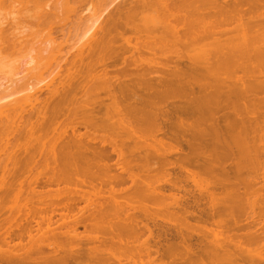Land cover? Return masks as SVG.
<instances>
[{"label": "bare ground", "instance_id": "1", "mask_svg": "<svg viewBox=\"0 0 264 264\" xmlns=\"http://www.w3.org/2000/svg\"><path fill=\"white\" fill-rule=\"evenodd\" d=\"M9 1L4 58L41 46L0 82V261L264 264V0Z\"/></svg>", "mask_w": 264, "mask_h": 264}, {"label": "rangeland", "instance_id": "2", "mask_svg": "<svg viewBox=\"0 0 264 264\" xmlns=\"http://www.w3.org/2000/svg\"><path fill=\"white\" fill-rule=\"evenodd\" d=\"M19 1L21 2V1H23V0H19ZM22 3H23V5L26 4V3L24 4V2H22ZM29 5H31V4H29ZM48 5H50V3H48ZM28 7L30 8L31 6H28ZM32 7H33V6H32ZM19 8L22 9L21 3H18V2H16V1H9V0H6V4L4 5V9L0 11V25H1V23H3V24L7 27V26L10 25L11 21H14V18H19L20 20L24 19V18H25V15H24V14H18V15H14V14H13V12L16 11V10H18ZM136 21H137V20H136ZM69 23H70V22H69ZM136 23H137V22H136ZM5 26H4V27H5ZM25 26H26V27H25ZM19 28H20V29H21V28H24V30H31V33H33V35H35V34L38 33V31L35 29V27H33L31 24H30L29 26H27L26 24H25V25L20 24V27H19ZM56 28H57V27H56ZM56 28H55V30H56ZM65 28H66V27H65ZM65 28H64V29H65ZM66 29H67V28H66ZM55 30H54V31H55ZM54 31H53V32H54ZM56 31H57V30H56ZM56 31L54 32L56 35H55V36L53 35L54 38H55L56 40H57V39H61V38H62V35H61L62 33L60 32V29H59V31H58V34H59V35L56 33ZM64 31H66V30H64ZM28 32H29V31H27V34H28ZM59 32H60V33H59ZM33 35H30V36L27 38V39L30 40V42H31V39H32V40L35 39V42L38 41V40H40V39H43L42 36H43L44 34L42 33V34H40L39 36H33ZM58 37H59V38H58ZM57 41H60V40H57ZM133 42H134V41H133ZM40 46H41V45L38 44V43L35 44V45H33V46H30V47L25 51V54H26V55L23 54V55H22L23 57H22V58H19V59H18V57H17V58L15 59L14 62H13L12 60L8 59V58H4V56L2 55L3 52H2V50H0V82L6 83V82H7L6 79H10L11 77L14 76V74L19 73V72L23 71L24 69H27V67H31V65L28 66V65L25 64V63H26L27 61H29V60H26V59H24V58L31 59V58H30L31 55H32L31 57H33V58L37 57V50L32 51V52H31L30 50H31V48H33V47H34V48H37V47L39 48ZM29 52H31V53H29ZM27 53H28V54H27ZM29 54H31V55H29ZM24 55H25V56H24ZM27 55H29V57H28ZM125 55L127 56V53H126ZM129 55H130V54H129ZM71 58H72V57H71ZM71 58H70V60H71ZM14 65H15V66H14ZM28 69H29V68H28ZM44 95H45V97L47 98V95H46V94H42V95H41V98H42L41 100H42V101H44L43 99H45V97H43ZM45 100H46V99H45ZM49 104L52 105L50 101H49ZM50 105H49V108H48L49 110H50ZM27 114H29V113L24 114V118H27V117H28ZM25 115H26V116H25ZM49 115H50V113H49V111H48V113H47V117H49ZM65 118L67 119V117H64V116H63V118L61 117L60 120H59V122H58V124H59L58 127H59L60 130L63 129V127L67 126V123H68V122H70L71 125H72V124L74 125V124L76 123L77 126L81 123L80 121H76V122L74 121V122H71L70 118L72 119V117H69V118H68L69 121L67 122V120H66ZM61 119H62V120H61ZM74 119H76V118H74ZM63 120H66V122L63 121ZM77 122H79V123H77ZM64 124H65V125H64ZM70 124L68 123L69 126H67V127H70ZM76 125H74V126H76ZM78 127H80V126H78ZM60 130H59V131H60ZM70 131H71V130H70ZM70 131H69V134H67L68 136L66 135L68 138L71 137V136H69V135H72V134H71L72 132L70 133ZM50 136H51V135H50ZM64 138L67 139L66 137H63L62 139L65 140ZM67 140H68V139H67ZM67 140H65V141H67ZM142 153H143V152H141V154H142ZM37 156H38V155H37ZM37 156H36V157H37ZM174 156H175V154H174ZM174 156H172V157L170 156V160L175 161L174 159H175L176 156H175V157H174ZM113 157H114V159L117 160V158H115V156H113ZM141 157H142V156H141ZM37 158H39L40 160L42 159V158H40V156H38ZM39 159H38V160L36 159V160H37V162L39 161V162L41 163V161H40ZM114 159H113V160H114ZM114 161H115V160H114ZM114 161H113V162H114ZM39 162H38V163H39ZM111 162H112V160L110 161V163H111ZM38 163H37L36 165L34 164L35 166H37V168H38L39 166L43 165V164H40V163L38 164ZM114 164H115V163H114ZM114 164H113V165H114ZM34 165H33V166H34ZM33 166H32V167H33ZM35 166H34V167H35ZM32 167H31V169H32ZM37 168H33V170H34V169H37ZM40 169H42V168H40ZM33 170L30 171L32 174L36 171V170H34V172H33ZM20 171H21V170H20ZM20 171H17V172H19V173L16 172V173H15V176L18 175V177H19V174H20V177L22 176V179H23V177H24V179H23L22 181H26V183L23 182V184H22L23 187H24V191H23V193L26 191V192L23 194V197H24V198H25V197H28V195H29V196L31 195V194H28V193H31V192H29L30 189L32 190V194H34L33 192H35V193L37 194V192H39V190H41L42 192H48V190H50L51 187H47L48 185H47V186L45 185L47 182H44V181H49V180H50L49 177H46L47 179H45V178H43V176H41V177L43 178V182H42V180H41V181L38 180L41 184L38 183V184L40 185V186H39L40 189H37V187H36V186H37V185H36L37 183L34 184L32 187H31L29 184H27V182H29V181H28L29 178L31 177V176H30L31 173H30V172L28 173V172L26 171V173H28L29 175H28V174L25 175V174H24L25 171L23 170V174L25 175V176H23V175L21 174L22 172H20ZM43 172H44V171H43ZM170 172H171V171H170ZM173 172H174V171H173ZM173 172H171V173H173ZM118 173H119V172H118ZM16 174H17V175H16ZM43 174H44V176H46L47 172H44ZM48 175H49V174H48ZM11 176H12V175H11ZM13 176H14V174H13ZM13 176H12V177H13ZM9 177H10V176H9ZM12 177H11V178H12ZM184 177H185V176H184ZM27 178H28V179H27ZM18 179H19V178H18ZM20 179H21V178H20ZM40 179H41V178H40ZM44 179H45V180H44ZM184 179H185V178H184ZM182 180H183V179H182ZM19 181H20V180H19ZM184 181H185V180H184ZM49 182H50V181H49ZM44 183H45V184H44ZM129 183H130V182H128V184L126 183V184H127L126 186L123 185L122 187H118V189H119V188H120V189L122 188L123 191H124V193L127 192V195H128V194H129L128 192H130V191H129V190H126V192H125V189H124V188H126V187L129 188V185H130ZM191 183H192L191 181H188V182L185 181V182H183V184H182V185H183V188L186 189L187 186H188L187 190H190V189L192 188V191H193V189H194L193 192H195V190H196V192H197L198 189H195V187H194V188L191 187V185L193 186V184H191ZM16 184H17V183H16ZM19 184H21V183L19 182ZM19 184H18V185H19ZM24 184H27L28 186H27V185H24ZM31 185H32V184H31ZM35 185H36V186H35ZM44 185H45L46 187H45ZM26 186H27L29 189H28ZM29 186H30L31 188H30ZM63 186H64V185H62L61 187H63ZM65 186H66V185H65ZM65 186H64V187H65ZM184 186H185V187H184ZM42 187H43V188H42ZM44 187H45V188H44ZM64 187H63V188H64ZM41 188H42V189H41ZM48 188H49V189H48ZM53 188H54V187H52L51 190H53ZM59 188H60V187H59ZM47 189H48V190H47ZM54 189H55V188H54ZM46 190H47V191H46ZM190 191H191V190H190ZM198 191H199V190H198ZM27 192H28V193H27ZM196 192H195V194L197 195V193H199V192H197V193H196ZM0 193H1V191H0ZM49 193H50V192H49ZM130 193H131V192H130ZM2 195H3V192L1 193L0 196H1V197H4V195H3V196H2ZM30 197H31V196H30ZM62 197L64 198V196H62ZM62 197H61V198H62ZM5 198H6V196L4 197V199H5ZM21 199H22V198H21ZM5 200H6V199H5ZM23 200H24V199H23ZM66 200H67V199H66ZM66 200H65V201H62V199L58 200V203H56L55 207H56L59 203H60L59 205H61L63 202H66V203H67ZM3 201H4L3 199L0 200V202L2 203V204L0 203V205H3ZM6 201H7V204H5L4 207L1 206V207L4 208V209L0 208V224H1V226H0V227H1L0 230L2 229L1 232H0L1 234H2V232H3V234H5V231H6V232L8 231V227H9V226H7V225H8L7 223H8L9 221H7V220H10V219H11L10 221H12V218H14V217H13V216H14V213L12 214V212H14V209H12V207H13V205L11 204L12 202L10 201V202H11L10 204H11L12 207L9 208L10 204H8V203H9L8 198H7ZM60 201H62V203H61ZM74 201H75V200H74ZM69 202H70V201H69ZM4 203H5V202H4ZM63 204H64V203H63ZM73 204H77V203H76V202H73ZM59 205H58V206H59ZM83 205L85 206V204H83ZM83 205H82V204L80 205V203H78L77 206H79V207L82 206V207H83ZM57 208H58V207H57ZM52 209H53V208H52ZM1 210H2V211H1ZM9 210H11L12 212H11V211H10L11 213L8 212ZM15 211H16V210H15ZM15 213H17V212H15ZM133 213H134V212H132V214H133ZM136 214H137V213H136ZM21 215H22V214H21ZM134 215H135V213H134ZM137 215H138V214H137ZM19 216H20V215L17 214L16 218L22 220L23 218H20ZM56 216H57V217H56ZM56 216H55V220H57V218H58V215H56ZM135 216H136V215H135ZM18 219H17V220H18ZM24 219H25V218H24ZM24 219H23L22 221H24ZM38 220H40V218H38ZM18 221H19V220H18ZM6 222H7V223H6ZM23 223H24V222H23ZM33 223H34V222H33ZM33 223H32V224H33ZM59 223H60V221H59ZM6 224H7V225H6ZM2 225L4 226V228H3ZM24 226H25V225H24ZM35 226H36V225L33 224V227H35ZM5 228H6V230H5ZM13 229H14V227L11 229V230H12V231H11V235H12V232H13V231H16V232H14V233L18 234L19 230H16V229L13 230ZM34 229H35V228H34ZM79 230H80V231H78V232L81 233L82 235H84V234H83L84 232H82V231H83L82 227H80ZM23 232H24V231H23ZM23 232H20L21 235H22ZM20 233H19V234H20ZM3 234H2V236H3ZM34 235H35V233H34ZM100 235H103V234H100ZM0 236H1V235H0ZM23 236H26V234H25V235L23 234L21 237H23ZM27 236H28V235H27ZM50 237H51V234H50ZM52 237H53V235H52ZM23 238H24V239H23ZM23 238H22L23 243H26V241H27V243H28V241H29V239H27L28 237H27V238H26V237H23ZM25 238H26V239H25ZM20 240H21V238H20ZM20 240L18 241V239H16L14 242H16V241H17V242H21V245H23V247H24V245H25V249L22 247V248H23L22 250H24L25 252H26V250L28 251V249L26 248V244H27V243H26V244H22V241H20ZM17 242H16V243H17ZM29 243H30V242H29ZM29 243H28L29 246L27 245V246L29 247V250L33 249L35 246L38 247L37 250H40V249H41V248H40V245H41L42 243H41L40 245L37 244V245H39V246H37V245L34 246V245H33V246H34L33 248L30 247V246H32V244H29ZM47 243H48V242H47ZM45 246H46V245L42 244L41 247L44 248L45 254H48L49 252H51V249L49 250V252H48V250L46 249L47 252H48V253H47L46 250H45V248H47V247H45ZM30 248H31V249H30ZM39 248H40V249H39ZM33 250H34V249H33ZM33 250H31V251H33ZM24 251H21V252H23L22 255L25 256L26 253H25ZM35 251H36V250H35ZM35 251H34V252H35ZM21 252H20V253H21ZM29 252H30V251H29ZM31 253H33V252H31ZM27 255H28V254H27ZM1 262H2V261H0V264H4L3 262H2V263H1Z\"/></svg>", "mask_w": 264, "mask_h": 264}]
</instances>
